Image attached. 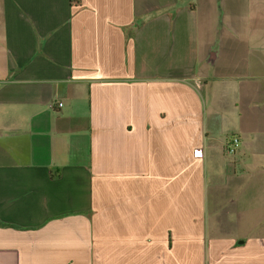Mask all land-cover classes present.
Listing matches in <instances>:
<instances>
[{
  "label": "crops",
  "instance_id": "1",
  "mask_svg": "<svg viewBox=\"0 0 264 264\" xmlns=\"http://www.w3.org/2000/svg\"><path fill=\"white\" fill-rule=\"evenodd\" d=\"M0 264H264V0H0Z\"/></svg>",
  "mask_w": 264,
  "mask_h": 264
},
{
  "label": "built area",
  "instance_id": "2",
  "mask_svg": "<svg viewBox=\"0 0 264 264\" xmlns=\"http://www.w3.org/2000/svg\"><path fill=\"white\" fill-rule=\"evenodd\" d=\"M60 105V104H59ZM240 141L239 138L233 136L225 145L224 150L226 155H234L237 148L239 147Z\"/></svg>",
  "mask_w": 264,
  "mask_h": 264
},
{
  "label": "rangeland",
  "instance_id": "3",
  "mask_svg": "<svg viewBox=\"0 0 264 264\" xmlns=\"http://www.w3.org/2000/svg\"><path fill=\"white\" fill-rule=\"evenodd\" d=\"M232 133V132H231ZM231 133H229L228 135H230L231 136ZM232 138V137H231ZM226 156V155H225ZM233 156L231 155V156H226L225 157V160L227 161V163H229L230 165H231V169H233ZM237 169V168H236ZM243 229H245V228H242V229H240V228H237L236 230H234V232H233V229H232V231L230 230V229H228V231H227V233H232V235H243ZM248 229V233L249 232H251V231H253L252 229L253 228H247ZM236 231H237V233H236Z\"/></svg>",
  "mask_w": 264,
  "mask_h": 264
}]
</instances>
